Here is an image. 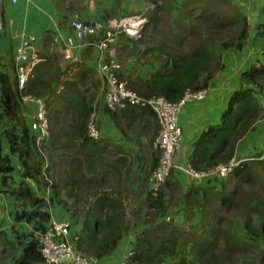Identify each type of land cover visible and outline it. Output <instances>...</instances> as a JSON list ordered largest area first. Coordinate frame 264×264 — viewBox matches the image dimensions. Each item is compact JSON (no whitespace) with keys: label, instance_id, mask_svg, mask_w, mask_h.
<instances>
[{"label":"trees","instance_id":"16d2710c","mask_svg":"<svg viewBox=\"0 0 264 264\" xmlns=\"http://www.w3.org/2000/svg\"><path fill=\"white\" fill-rule=\"evenodd\" d=\"M77 1L79 0H74ZM142 1H146L150 7L142 12L143 15L139 14L147 19V23L141 37L135 41L144 46L142 56L146 58L150 54L152 61H158L160 69L150 73L146 80L137 77L131 82L126 80L128 87L140 95L158 94L171 102H176L188 88L207 89L209 80L223 67L221 57L216 54V47L224 50L242 49L249 39L250 27L247 17L233 0ZM68 2L70 8L72 2ZM123 2L124 0H115L110 11L105 12L103 19L117 16L118 10H122ZM56 5H60L57 0ZM62 5L61 3L59 7ZM177 10L185 12L180 17L183 18L180 22L174 19L176 14L181 13ZM169 11L171 16L163 13ZM174 12L176 14H173ZM170 19L173 21L170 22ZM258 34L264 36V22L258 26ZM100 38L101 33L95 42ZM91 39H94L93 37L90 41H94ZM135 50L132 48L127 54H133ZM262 50L264 52V48ZM41 66L34 71L22 91L18 89L16 77L10 79L8 74L0 72L2 115L22 126L20 147L17 136L7 132L10 151L19 153L24 168L23 176L37 175L40 178L43 157L33 144L34 133H28L21 116H18L20 96L28 93L44 98L47 106L49 137L41 148L49 154L52 165L46 170V176L48 177V171L53 168L56 157L61 155L58 153L60 150L63 152L74 150L81 154L86 166L92 169L90 172H96L95 166H90L97 162V159L90 162L91 160H88L90 156H85L87 151L96 154L95 152L100 149L99 142L86 135V125L93 111L91 103L83 97L80 98L75 84L64 82L57 84L58 81H54L55 78L47 64ZM117 76L122 79L120 72ZM84 77L85 73L76 82H80ZM239 77L242 83L252 85L254 89L240 88L235 91L218 123L209 126L200 134L188 159L196 170H206L228 162L234 154L237 141L246 135L260 118L262 108L256 93L264 87V58L263 62L243 69ZM59 86H62V89L57 93ZM129 109L131 112L136 109L149 110L144 107L128 106L121 112H127ZM117 114L119 113L116 111H109L112 117H116ZM261 154L256 155V158L262 157ZM262 161L264 162V159ZM5 162L6 159L0 158V163ZM156 164L157 162L152 163L150 171ZM260 164L254 159H248L241 169L236 168L231 176L236 175L237 184L230 193L224 184L220 192L211 188L190 189L183 194L182 204L186 207V218L194 220L195 210L201 215L199 226L189 227L188 230L176 225L173 220L163 219L171 206L165 196L167 189L171 187L173 172L155 197L149 192L147 177V190L144 191L147 211L146 219L143 220L147 227L136 238L134 260L140 264H264V247H261V243H264V201L260 195L256 196L263 192L264 188L258 191L253 187L255 184L245 185L241 181V179L247 181L248 174H244L246 169ZM10 169V166H0L2 172ZM99 170L101 171L98 175L94 173V177L82 172L73 175L71 177L73 179L70 178L69 181L73 185L83 180L99 185L109 184L111 181L114 185L119 184L116 167L102 166ZM68 173L69 169L65 167L64 172L57 177L58 180L66 184L70 176ZM3 183L5 178H2ZM52 185L55 196L59 195L57 185L55 183ZM94 189H97L94 190L95 193H90L94 194L93 200L89 201L88 196L85 197V200L81 201L83 202L81 207L79 201L76 202L77 211L83 214L84 226L75 243L76 248L85 255L99 257L109 254L116 247L126 215L121 194H116L113 189L107 191L104 186ZM9 194L36 206L31 212L16 214V220L25 217L26 220L39 218L40 222H45L49 219V213L40 211L44 201L38 198L29 186L22 184L20 187H11ZM68 196L74 197L73 191H69ZM253 196H256V204L250 205ZM239 214L245 215L246 238L239 236L233 227L232 219ZM252 214L257 216L255 224ZM23 241L25 243L21 254L15 258L13 264H45L36 236L31 233L23 238Z\"/></svg>","mask_w":264,"mask_h":264},{"label":"crops","instance_id":"0c3cea01","mask_svg":"<svg viewBox=\"0 0 264 264\" xmlns=\"http://www.w3.org/2000/svg\"><path fill=\"white\" fill-rule=\"evenodd\" d=\"M61 7L56 5L53 0H18L12 3L9 0H0V72L8 74L10 79H14L16 74L13 60L14 53L20 40L27 35L37 37V50L40 62L36 68L47 64L50 68L56 82L73 83L76 92L80 94L87 102L91 103L92 110L95 111L97 124L100 130L99 142L100 149L94 153L87 151L85 156H90L89 161L95 162L94 173L98 175L99 168L116 167L118 171L119 184L111 181L109 184L89 183L83 180L77 185H73L72 211L71 215L66 211L64 204V191L55 196L54 192L50 194L49 199L45 200L41 193L46 191V183L42 182L37 175L23 176V166L21 164L19 153L10 151V143L7 132H12L17 136L18 147L22 136V126L12 119H7L2 115L0 104V158L6 159L0 166H10L11 169L6 172H0V264H13L22 251L23 238L35 231L45 229L51 219L67 220L70 223L68 239L76 246V239L84 226L83 214L77 211L76 202L79 201V207L83 205V200L88 196V200L94 199L95 187L109 191L113 189L116 194H121L125 206L124 228L121 231L120 239L112 252L102 256H93L95 260L91 264H119L123 253L129 248L134 247L136 238L147 227L143 222L146 219L147 207L145 205V196L147 190V173L150 171L152 163L157 162V152L152 148L151 143L158 132V123L154 113L149 110L136 109L127 112L116 111L119 114L116 117L109 115V111L104 106L105 84L97 71V49L95 39L97 36H89L79 40L74 37L70 22L74 18H79L85 22L101 21L105 23L108 19L134 15L136 9L133 3L123 2L124 10H118V15L103 19L106 11H110L115 0H57ZM72 5L69 8V2ZM234 1V0H233ZM237 6L246 15L250 27L249 39L242 49H221L216 47V54L221 57L223 65L214 77L208 82L207 91L204 96L185 102L178 114V125L181 128V144L174 161L179 166L182 162L188 161L189 156L194 150V143L209 126L218 123L223 111L227 107L231 95L240 88H251L241 82L240 73L243 69L263 62L264 58V36L258 34V26L264 22V0H235ZM238 2V3H237ZM127 10H133L128 13ZM93 37L94 41H90ZM150 46V45H149ZM115 59L120 65L121 78L131 82L136 77L146 80L150 73L160 69L158 61L142 56L144 46L137 41L132 40L123 34L115 36ZM132 48L136 49L133 54H127ZM79 65V66H78ZM85 77L80 82L77 79ZM103 82V83H102ZM258 102L262 108L260 118L257 119L254 127L250 129L236 143L234 154L231 158L250 159L261 164L248 168L247 181L241 179L245 185L255 184V190L264 188V87L256 93ZM1 97V93H0ZM33 106L27 105L19 109L18 116H21L23 125L27 127L30 134V113ZM124 111V110H122ZM121 112V113H120ZM262 153V157L256 158V155ZM91 154V155H90ZM68 158L73 156V174L85 173L89 177L94 173L90 172L83 161V156L77 154L74 150L63 152L61 157ZM230 158V159H231ZM189 162V161H188ZM65 165V164H64ZM69 169V165H67ZM242 168V167H241ZM240 167L238 169H241ZM62 172L64 168L62 166ZM94 177V176H93ZM234 176H228L225 179H199L190 180L180 168L173 170L171 187L167 189L165 198L167 203H171L167 214H170L173 222L180 226L183 223L187 226L198 227L200 213L195 210L194 220L186 218V207L182 204L183 194L193 189H213L220 192L224 184L230 193L237 184ZM2 178L5 183L2 184ZM75 178V177H74ZM262 181H259V179ZM255 182V183H253ZM25 184L32 188L38 198L44 201L40 211L49 213L47 221L40 222L39 218L26 220L25 217L15 219L16 214L31 212L36 206L30 202H23L9 194L11 187H20ZM67 185L59 183L58 187L64 189ZM259 186V187H258ZM53 190V188H52ZM100 191V190H99ZM47 192V191H46ZM78 195V196H77ZM264 201V191L256 194ZM256 196L249 202L250 205L256 204ZM56 197V200H55ZM82 198V199H81ZM61 201V202H60ZM63 201V202H62ZM63 207V208H62ZM68 207V206H67ZM253 223L257 221V216L252 214ZM245 215L239 214L233 217L232 223L235 232L241 237L246 238V229L244 228ZM241 221L244 233L236 228V223ZM187 226L185 225L186 229ZM263 244V243H261ZM262 247V246H261Z\"/></svg>","mask_w":264,"mask_h":264},{"label":"built area","instance_id":"2783aa9c","mask_svg":"<svg viewBox=\"0 0 264 264\" xmlns=\"http://www.w3.org/2000/svg\"><path fill=\"white\" fill-rule=\"evenodd\" d=\"M9 1L16 3L18 0ZM146 23L147 19L144 16L130 15L108 19L105 23L101 21L85 22L79 18H74L70 25L74 37L79 40L101 33V38L95 42V47L97 49V71L105 84L104 106L109 111L124 110L128 106L144 107L151 110L156 116L159 128L151 146L157 150V164L148 175V189L152 196L157 195L176 168H180L190 180L227 178L248 159L231 158L226 163H220L206 170H196L188 161L182 162L179 166L174 161L181 144L182 133L178 125V114L181 107L187 101L204 96L207 89L192 90L188 88L180 100L171 102L158 94L140 95L128 87L125 79L118 78L120 65L115 59V36L123 33L133 40H138ZM37 45V37L27 35L20 40L14 53L13 65L20 91L24 89L25 83L33 76L40 62ZM61 89L62 86H59L57 93ZM27 105L34 108L30 113L29 130L34 133L33 144L43 157L40 175L43 177L46 183V191L49 193L52 182L46 176V170L50 166V162L41 148L49 137L47 106L44 98L25 93L20 96V106L25 107ZM86 135L94 140L100 138V130L94 110L89 115ZM44 199L48 200L49 195H46ZM163 219L170 221L172 217L170 214H166ZM69 231V221L55 219H51L45 229L35 231L34 235L45 264H91L95 260V257L80 252L74 243L69 241ZM134 254V247L129 248L123 253L119 264H140L134 260Z\"/></svg>","mask_w":264,"mask_h":264},{"label":"rangeland","instance_id":"374dc122","mask_svg":"<svg viewBox=\"0 0 264 264\" xmlns=\"http://www.w3.org/2000/svg\"><path fill=\"white\" fill-rule=\"evenodd\" d=\"M125 2H127V1H129V3H131V2H134L135 0H124ZM235 1V0H234ZM238 3V2H237ZM124 5V4H123ZM123 5H122V11L124 10V7H123ZM150 6L146 3V1H142V0H138L137 2H135V3H133V8L134 9H136L135 11H134V13H136V15H139V14H142L143 15V13L142 12H144V11H146V8H147V10H148V8H149ZM128 12H133V10L131 11V10H127ZM177 12H181L180 14H176V12H174L173 14H176V17L174 18L175 19V21L177 20V22H180V21H182V19H180V17L181 16H183V14H185V12H183V11H178L177 10ZM162 13V12H161ZM165 15H168V16H171V12L169 11L168 13H166V12H163ZM130 16V15H129ZM170 22L171 21H173V19H170L169 20ZM175 23V22H174ZM162 29H164V28H162ZM161 31V30H160ZM249 33H250V30H249ZM160 36H162V34H160ZM218 55V54H217ZM103 83V82H102ZM68 150H70V148H68ZM43 152L46 154V156H47V159L49 160V162H50V166L52 165V162H51V159H50V156H49V154L48 153H46L44 150H43ZM72 152V151H71ZM70 152V153H71ZM58 153H60L61 155H62V153H63V151H59ZM61 155H59V156H57L56 157V160H55V163H54V165H53V168L51 169V170H49L48 171V173H47V175H48V177H49V179L52 181V183L54 184H56L57 185V188L59 189V194L61 195V193L64 191V194L66 195L67 194V192L68 191H72V189H73V184L71 183V181H69L70 180V178L74 175L73 174V170H72V167H73V164H74V161H73V156H70L69 158L67 157V156H65V158H62L61 157ZM65 164V165H64ZM67 165H69V173H68V175H70L69 177H68V179H67V183L65 184V185H67L64 189H62L61 187H58V184L59 183H61V181H59L58 180V176L62 173V166H63V168H65ZM251 168H253V167H251ZM0 172H2L1 170H0ZM71 179H73V178H71ZM40 180H42V182H45L44 181V179H43V177L40 175ZM56 188V189H57ZM57 189V190H58ZM52 188H51V190H50V194L52 193ZM54 192V191H53ZM41 195L43 196V197H45L46 195H49V193H47L46 191H44L43 190V192L41 193ZM61 196H63V195H61ZM65 200H64V204H63V206H65V209H66V211L67 212H69V214L71 215V211H72V207H73V204H72V198L71 197H67V196H65V198H64ZM55 200H56V197H55ZM68 206V207H67ZM63 208V207H62ZM185 225L187 226V223L186 224H182V225H180V227H183V229L184 230H188L189 229V227H191V226H187V229H186V227H185ZM242 223H241V221H238L237 223H236V228L240 231V233H244L243 235L245 236V231H243V228H242ZM261 246L262 247H264V243L263 244H261Z\"/></svg>","mask_w":264,"mask_h":264},{"label":"clouds","instance_id":"9594fccd","mask_svg":"<svg viewBox=\"0 0 264 264\" xmlns=\"http://www.w3.org/2000/svg\"><path fill=\"white\" fill-rule=\"evenodd\" d=\"M98 140V139H97Z\"/></svg>","mask_w":264,"mask_h":264}]
</instances>
